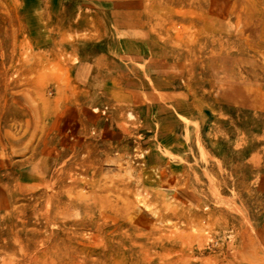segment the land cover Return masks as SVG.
<instances>
[{
  "label": "rangeland",
  "instance_id": "rangeland-1",
  "mask_svg": "<svg viewBox=\"0 0 264 264\" xmlns=\"http://www.w3.org/2000/svg\"><path fill=\"white\" fill-rule=\"evenodd\" d=\"M0 264H264V0H0Z\"/></svg>",
  "mask_w": 264,
  "mask_h": 264
}]
</instances>
